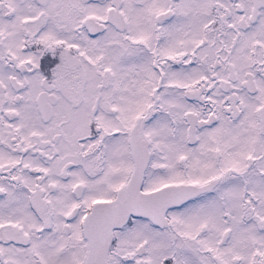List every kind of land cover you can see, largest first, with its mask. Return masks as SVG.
Here are the masks:
<instances>
[{
	"label": "snow or ice",
	"instance_id": "1",
	"mask_svg": "<svg viewBox=\"0 0 264 264\" xmlns=\"http://www.w3.org/2000/svg\"><path fill=\"white\" fill-rule=\"evenodd\" d=\"M0 264H264V0H0Z\"/></svg>",
	"mask_w": 264,
	"mask_h": 264
}]
</instances>
